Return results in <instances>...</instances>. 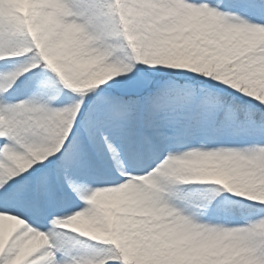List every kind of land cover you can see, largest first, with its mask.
<instances>
[{
    "label": "snow or ice",
    "instance_id": "snow-or-ice-1",
    "mask_svg": "<svg viewBox=\"0 0 264 264\" xmlns=\"http://www.w3.org/2000/svg\"><path fill=\"white\" fill-rule=\"evenodd\" d=\"M0 264H264V0H0Z\"/></svg>",
    "mask_w": 264,
    "mask_h": 264
}]
</instances>
